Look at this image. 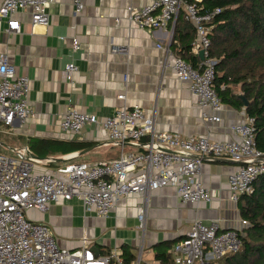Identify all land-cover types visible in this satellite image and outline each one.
Segmentation results:
<instances>
[{"label": "crops", "instance_id": "crops-1", "mask_svg": "<svg viewBox=\"0 0 264 264\" xmlns=\"http://www.w3.org/2000/svg\"><path fill=\"white\" fill-rule=\"evenodd\" d=\"M152 1L81 0L84 9L76 13L74 0H53L48 10V28H32L30 11L26 10L15 16L21 27L17 35L5 32L3 20L0 55L7 57L17 76L28 78V104L34 118L22 126L14 122L12 127L3 128L1 133L7 140L1 146L13 155L20 149L32 154L28 148L33 140L82 146L66 154L55 150L51 155L54 159L50 160L53 165L41 161L35 168L37 174L53 173L65 163L116 160L121 149L107 142L100 126L85 127L79 137H72L60 131L59 121L69 108L102 121L114 110L134 104L143 108L157 132L182 138L207 137L215 142L232 140L230 128L244 119V112L224 106L220 124H206L189 85L178 82L171 70L163 68L166 54L157 46L171 51L169 60L181 57V38L175 24L148 30L139 29L127 20L128 8L140 9ZM73 38L80 45L77 52H72ZM188 42L185 38L184 44ZM110 45L126 46L128 54L113 55ZM69 63L77 67L71 81L64 77ZM200 63L198 57L196 65ZM120 95L125 96L124 100L118 99ZM129 149L136 150L132 147L125 150ZM59 159L64 161L57 162ZM237 168L238 164L226 159L203 161L199 180L211 195L208 204H181L175 189L165 187L144 197L120 200L106 219L93 214L84 216L76 200L49 205L44 212L28 211L26 219L46 226L60 248L77 249L82 238H86L98 255L121 252L125 264H133L139 258L143 263L162 264L156 258L157 253L168 255L169 263L173 264L171 250L186 238L194 220L205 225L219 222L222 232L240 226L243 220L238 206L228 199V177ZM141 215L142 229L137 218Z\"/></svg>", "mask_w": 264, "mask_h": 264}, {"label": "built area", "instance_id": "built-area-1", "mask_svg": "<svg viewBox=\"0 0 264 264\" xmlns=\"http://www.w3.org/2000/svg\"><path fill=\"white\" fill-rule=\"evenodd\" d=\"M52 2L2 0L0 24L5 20L7 34H20V23L15 16L29 10L31 27L46 29ZM201 3L202 0H153L140 9L128 8L127 20L139 29L148 30L174 25L180 16L192 24L196 38L191 53L196 56L203 53V61L197 68L181 58L169 60L172 53L168 48L157 46V49L166 54L163 68L171 70L178 82L189 85L202 120L216 125L221 122L224 106L212 87L215 63L208 58V50L211 24L221 10L203 11ZM74 6L76 13L84 9L81 0H74ZM115 21L119 23L118 19ZM71 48L72 52L79 50L77 39L71 40ZM109 50L118 56L129 51L128 47L118 45H110ZM76 72L77 67L69 63L64 70L65 79L71 81ZM29 89L28 78L17 76L7 57L1 54L0 129L10 128L14 122L22 126L34 118L28 104ZM124 98L118 96L120 100ZM90 126H100L107 142L120 147L116 160L65 163L53 173L37 174L35 168L41 161L31 159L26 149L17 150L14 157L0 154V264H125L119 251L96 255L86 238H82L77 249L60 248L46 226L26 219L28 211L44 212L49 205L76 200L84 216L93 214L106 219L120 200L144 197L165 187L175 189L181 204H208L211 195L199 180L205 159H226L238 164L228 177V199L233 204L250 194L252 183L264 175V153L256 146L254 120L246 116L230 128L234 138L225 142L157 132L138 104L118 108L102 121L69 108L59 121L60 131L72 137H79ZM131 147L136 150H125ZM137 218L142 229L144 217ZM247 226L246 221H241L237 229L222 232L219 222L205 225L194 220L186 238L171 250L173 264H220L241 249L240 234ZM133 264L147 263L139 258Z\"/></svg>", "mask_w": 264, "mask_h": 264}, {"label": "trees", "instance_id": "trees-1", "mask_svg": "<svg viewBox=\"0 0 264 264\" xmlns=\"http://www.w3.org/2000/svg\"><path fill=\"white\" fill-rule=\"evenodd\" d=\"M201 7L221 10L209 36L208 58L215 63L212 87L223 106L243 111L254 120L256 146L264 153V0H202ZM189 24L181 16L174 29L181 38L180 58L197 68L198 56L191 53L196 33ZM241 98L247 101L246 107ZM69 145L33 140L28 150L39 161L53 165L51 155L56 151L66 154L82 148ZM237 206L248 226L240 234L241 249L220 264H264V175L252 183V192L240 197ZM156 258L162 264L171 262L164 253H157Z\"/></svg>", "mask_w": 264, "mask_h": 264}, {"label": "rangeland", "instance_id": "rangeland-1", "mask_svg": "<svg viewBox=\"0 0 264 264\" xmlns=\"http://www.w3.org/2000/svg\"><path fill=\"white\" fill-rule=\"evenodd\" d=\"M2 130L3 129H0V154H7V155L11 156L13 154L10 153L8 150L4 149L3 146H1L7 140L6 137L1 133ZM11 157H14V155ZM127 221H128V224L131 225V222H130L131 220L128 219ZM150 254L154 255L153 253H150Z\"/></svg>", "mask_w": 264, "mask_h": 264}, {"label": "water", "instance_id": "water-1", "mask_svg": "<svg viewBox=\"0 0 264 264\" xmlns=\"http://www.w3.org/2000/svg\"><path fill=\"white\" fill-rule=\"evenodd\" d=\"M198 57L200 58L201 61H203V53L202 52H199ZM241 100L244 104V107H246L248 105L247 101L244 98H241ZM27 153L31 159L38 160V158H36L34 155L30 154L28 151H27ZM63 161L64 160H62V159L57 160V162H63ZM216 161H218V160H216ZM93 251L95 252L96 255H98L96 250L93 249Z\"/></svg>", "mask_w": 264, "mask_h": 264}]
</instances>
